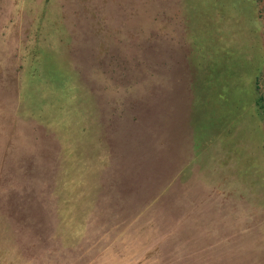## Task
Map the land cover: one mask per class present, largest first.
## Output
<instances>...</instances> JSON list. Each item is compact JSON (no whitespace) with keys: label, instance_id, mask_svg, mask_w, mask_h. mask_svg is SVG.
<instances>
[{"label":"rangeland","instance_id":"obj_1","mask_svg":"<svg viewBox=\"0 0 264 264\" xmlns=\"http://www.w3.org/2000/svg\"><path fill=\"white\" fill-rule=\"evenodd\" d=\"M0 264H264V0H0Z\"/></svg>","mask_w":264,"mask_h":264}]
</instances>
